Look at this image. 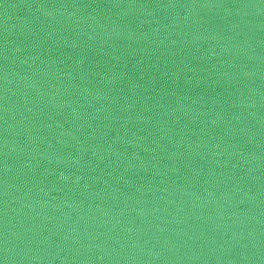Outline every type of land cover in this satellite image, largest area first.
Instances as JSON below:
<instances>
[{"label":"water","instance_id":"water-1","mask_svg":"<svg viewBox=\"0 0 264 264\" xmlns=\"http://www.w3.org/2000/svg\"><path fill=\"white\" fill-rule=\"evenodd\" d=\"M0 264H264V0H0Z\"/></svg>","mask_w":264,"mask_h":264}]
</instances>
